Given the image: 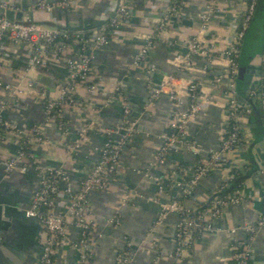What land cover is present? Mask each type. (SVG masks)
Wrapping results in <instances>:
<instances>
[{
	"label": "crops",
	"instance_id": "0c3cea01",
	"mask_svg": "<svg viewBox=\"0 0 264 264\" xmlns=\"http://www.w3.org/2000/svg\"><path fill=\"white\" fill-rule=\"evenodd\" d=\"M14 1L21 8L30 9L40 2L54 4L59 0ZM123 1L129 2L128 23L111 33L108 43L93 53L92 80L99 84L100 92L87 95L83 88H79L76 106L65 109L61 114L64 133L57 131L55 123L50 124L43 130L48 143L30 146V153L42 165L64 169L73 183L78 184L97 161L98 150L106 136L90 133L84 145L74 154L67 153L66 145L75 140L82 124L95 117L104 128L122 125L123 108L127 106L130 118L137 122L136 131L123 147L120 167L108 181L106 191L95 192L89 198L91 218L101 234L93 246L92 264H115V255L125 249L126 242L133 246L136 264H232L236 242L248 245L251 264H264V229L255 230L252 234L244 229L246 225L253 226L263 210L259 199L264 191L262 110L259 109L260 114L255 118L253 111L258 107V97L251 99L248 88L258 82L262 68L264 0L258 1L238 56L236 99L248 113L238 120L243 145L238 152L228 155L238 170H254L239 187L245 194V201L240 206L223 208L220 219L216 221L220 231L201 234L180 263L171 257L177 216L170 214L162 223L154 224L159 212L155 202L156 181L164 182L165 191L160 201L171 200L178 194L172 173L180 169L191 176L198 161L205 159L210 150L219 148L225 88L224 85L214 87L213 79L223 74V67L217 62L206 63L200 59L193 61L190 70L175 66V57L182 53V45L198 33L197 15L206 0H187L186 7L175 17H170L169 24L157 34L143 68L133 67V58L144 38L154 34L158 20L168 6L165 0H72L68 8H55L51 12L34 10L30 16L33 22L50 29H68L89 35L94 29L106 25ZM218 2L222 11L209 24L204 36L206 39L215 38L218 48L224 49L245 10V0ZM17 14L20 13L13 14L15 19ZM69 53V48H66L63 56L67 58ZM8 58L9 62L0 60V79L15 84L6 65L13 70H21L27 61V54L21 49L8 48ZM151 66L153 71L148 70ZM38 76L50 78L52 86L38 81ZM169 76L175 77L176 86L181 91L189 84L197 85L200 95L209 102L204 114L192 120L187 127L186 139L193 142L199 154L179 149L158 166L153 165L155 154L162 145V136L167 131L174 108L165 95L152 99L151 90ZM28 78L36 83L35 90L28 91L24 84L27 91L19 99L18 107L6 113L8 120L25 130L42 123L44 118V102L38 98L37 91L42 90L48 98H55L58 90L67 83L66 65L63 61L51 59L46 67L32 72ZM116 87L119 97L106 104ZM116 139L113 137V140ZM16 152L14 140L8 137L0 141V264H38L44 233L36 220L23 214L37 188V177L32 170L25 174L4 172L5 161ZM232 170L222 166L202 176L192 195L184 200V205L194 211L206 209L215 192L231 181ZM124 195H128L130 200L121 205ZM64 201L65 197L60 196L59 207ZM113 216L119 218L118 224L108 222ZM232 228L238 229L234 235L229 233ZM66 232L67 239L56 254L58 264L75 262L71 246L78 232L69 220Z\"/></svg>",
	"mask_w": 264,
	"mask_h": 264
},
{
	"label": "built area",
	"instance_id": "2783aa9c",
	"mask_svg": "<svg viewBox=\"0 0 264 264\" xmlns=\"http://www.w3.org/2000/svg\"><path fill=\"white\" fill-rule=\"evenodd\" d=\"M72 0H59L54 4H35L30 9L21 8L14 0H0V60L9 62L8 48L21 49L27 54V61L21 70H13L6 65V70L14 79L15 84L0 79V141L11 138L17 145L15 155L4 163V172L27 173L35 172L37 188L33 191L28 207L23 214L26 218L34 219L43 230L41 252L38 264H58L56 254L67 239L66 226L68 220L77 230L78 237L72 243L75 254L73 264H92L93 246L96 240L101 238L97 223L91 218L89 198L95 192H104L108 181L120 167V154L125 144L136 131L137 122L130 118L129 108H123L122 125L113 128H104L99 123L98 117L90 122L82 124L77 131L76 138L71 144L66 145L68 154H74L80 150L88 139L90 133L104 134L106 140L98 150V159L91 166L85 177L78 184H74L67 171L62 168H53L42 165L30 153V146L45 145L48 140L44 135V128L55 123L56 129L64 133V123L60 117L65 109L76 106V92L83 88L87 95L100 92V86L92 80L93 53L103 48L109 41L110 34L128 23L130 9L128 1H123L116 14L106 25L94 29L91 34L68 29H50L32 21L30 13L34 10L51 12L55 8H68ZM168 3L166 10L158 20L154 34L144 38L142 44L134 55L132 65L143 68L147 64V55L153 48L157 34L169 24L172 16L178 15L187 5V0H165ZM258 0H245V10L239 18L237 27L224 49L218 48V41L214 38L206 39L209 24L222 11L218 0H206L203 9L197 15L199 24L198 33L188 38L182 45V53L176 55L175 66L177 68L191 69L193 61L200 59L206 63L217 62L223 67V74L213 79V86L224 85L222 109L223 122L219 131V148L210 150L205 159H200L191 176L178 169L172 173L175 178L178 194L167 202L160 201L164 195V182L157 180V198L155 202L159 206V212L154 222L155 225L170 214L178 218L175 224L174 249L171 257L175 262L185 260L196 239L203 233H216L220 228L216 221L221 217L223 208L227 206H240L245 201V194L240 188L225 195L219 193L228 186L223 184L208 202L203 210H190L184 205V200L192 195L198 185L199 179L205 174L215 171L222 166L235 167L228 155L238 152L243 145L238 120L248 110L236 99V78L238 76V56L240 48L253 19ZM6 12L20 13V19L14 17L9 20ZM71 45V46H70ZM69 48L70 53L66 58L64 52ZM53 59L56 62L63 61L67 69V83L61 87L55 98H48L44 91H37V96L43 100L44 118L42 123L34 124L27 130L6 118V113L18 107L19 99L26 91L35 90L36 83L28 78L34 71H40ZM149 67V71H153ZM28 78L29 80L25 79ZM27 90L24 88V85ZM264 46L262 50V68L258 82L248 88L251 99H261L262 126L264 130ZM33 92V91H32ZM165 95L173 105L168 128L162 136V145L157 150L153 165H163L169 154L183 149L191 154L198 155L199 149L193 142L186 139L188 124L204 114L209 100L201 96L195 84H189L183 91L176 86L173 76L166 77L151 90L152 99ZM119 97V89L111 91L110 104ZM113 137H117L113 140ZM155 180V179H154ZM264 190V188H263ZM64 196L65 201L59 207V197ZM263 210L258 215L255 224L246 225L245 231L252 234L255 230L264 229V191L260 195ZM128 195L121 198V205L129 202ZM110 224H118L119 218L113 216ZM238 231L232 228L229 233L234 235ZM232 264H251L250 248L244 243L234 245ZM133 246L126 242L123 251L115 255V264H136L134 261Z\"/></svg>",
	"mask_w": 264,
	"mask_h": 264
},
{
	"label": "trees",
	"instance_id": "16d2710c",
	"mask_svg": "<svg viewBox=\"0 0 264 264\" xmlns=\"http://www.w3.org/2000/svg\"><path fill=\"white\" fill-rule=\"evenodd\" d=\"M259 1V0H258ZM258 4V3H257ZM257 7V5H256ZM256 10V9H255ZM86 30H90L89 27H86ZM246 35V34H245ZM238 66H239V62H238ZM237 80V79H236ZM238 82V81H237ZM263 128V127H262ZM254 170H246V171H235L232 170L231 171V175H232V179L231 181L228 183V186L225 187L220 193L219 195H225V194H229L231 192H233L234 190L238 189L240 187V184L249 177V175L251 174V172Z\"/></svg>",
	"mask_w": 264,
	"mask_h": 264
},
{
	"label": "water",
	"instance_id": "95a60500",
	"mask_svg": "<svg viewBox=\"0 0 264 264\" xmlns=\"http://www.w3.org/2000/svg\"><path fill=\"white\" fill-rule=\"evenodd\" d=\"M5 17L9 20H12L13 19V13L12 12H6ZM19 19H20V14H17L16 20H19ZM37 80L40 81L41 83L45 84L48 87L52 86V80L50 78L38 76ZM257 106H258L257 109H255L253 111V115L255 116V118L260 114V111H259V109L261 108V99L260 98L257 99Z\"/></svg>",
	"mask_w": 264,
	"mask_h": 264
}]
</instances>
